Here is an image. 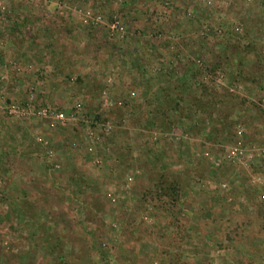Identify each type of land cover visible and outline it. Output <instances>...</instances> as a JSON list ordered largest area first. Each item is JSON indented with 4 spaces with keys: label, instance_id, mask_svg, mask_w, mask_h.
<instances>
[{
    "label": "rangeland",
    "instance_id": "374dc122",
    "mask_svg": "<svg viewBox=\"0 0 264 264\" xmlns=\"http://www.w3.org/2000/svg\"><path fill=\"white\" fill-rule=\"evenodd\" d=\"M0 89V264H264V0H0Z\"/></svg>",
    "mask_w": 264,
    "mask_h": 264
},
{
    "label": "built area",
    "instance_id": "2783aa9c",
    "mask_svg": "<svg viewBox=\"0 0 264 264\" xmlns=\"http://www.w3.org/2000/svg\"><path fill=\"white\" fill-rule=\"evenodd\" d=\"M108 27L111 31H115L119 35L123 34V28H122L119 20L115 17L110 22H108ZM5 98H7L5 90L0 89V101H1V99L4 100ZM30 110L34 114L36 113V114L41 115V116L51 115L53 118H55L56 120H59V121H62L63 119H65L63 112L55 111L54 109H49V108L44 109L41 107V108H37V110L35 112L32 110L29 103H26L24 105H20V104L9 105L6 109V112L11 117H24L30 113L29 112ZM107 126H109V125H107ZM234 153H235L234 150H232L231 154L234 155Z\"/></svg>",
    "mask_w": 264,
    "mask_h": 264
},
{
    "label": "crops",
    "instance_id": "0c3cea01",
    "mask_svg": "<svg viewBox=\"0 0 264 264\" xmlns=\"http://www.w3.org/2000/svg\"><path fill=\"white\" fill-rule=\"evenodd\" d=\"M14 13V12H13ZM15 14V13H14ZM26 14L24 13V14H21V16L23 17V16H25ZM19 27V31L22 29V26H18ZM16 32H18L17 30H16ZM6 44V47H8V48H11L12 47V42H11V40L10 41H8V42H6L5 43ZM9 95H10V97L12 96V95H14L11 91L9 92Z\"/></svg>",
    "mask_w": 264,
    "mask_h": 264
}]
</instances>
